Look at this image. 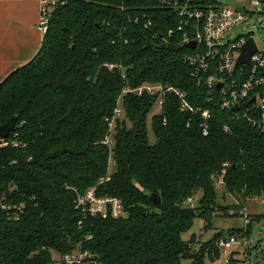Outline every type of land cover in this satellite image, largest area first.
Returning a JSON list of instances; mask_svg holds the SVG:
<instances>
[{
	"label": "trees",
	"instance_id": "1",
	"mask_svg": "<svg viewBox=\"0 0 264 264\" xmlns=\"http://www.w3.org/2000/svg\"><path fill=\"white\" fill-rule=\"evenodd\" d=\"M64 1L38 53L0 82V124L17 117L0 138V193L11 206L0 211V264H47L75 248L90 254L83 264L218 259V238H248L260 216L214 231L198 248L182 234L196 216L216 230L213 217L242 216L246 199L264 198V134L208 101L190 77L170 0ZM154 83L182 91L199 110L182 109L172 90L155 113L156 94L125 93L111 147L102 144L122 88ZM92 187L118 198L125 216L82 215L75 193Z\"/></svg>",
	"mask_w": 264,
	"mask_h": 264
},
{
	"label": "built area",
	"instance_id": "2",
	"mask_svg": "<svg viewBox=\"0 0 264 264\" xmlns=\"http://www.w3.org/2000/svg\"><path fill=\"white\" fill-rule=\"evenodd\" d=\"M64 0H40V12L37 29L42 37L47 32L51 17L56 9L64 4ZM174 8L179 18L178 30L182 32L181 42H195L194 47L184 45V52L178 57L186 63L190 77L196 85L207 91L206 99L216 102L223 110L232 111L237 119H244L248 124L264 134V49H260L255 34L264 32V0H248L246 5L233 7L217 3V0H170L167 2ZM251 22V23H250ZM252 25L254 30L229 39V35L239 25ZM252 38L256 50L247 63H236L241 48L247 39ZM177 57V58H178ZM113 69V64H105ZM122 68V67H121ZM124 77V75H122ZM220 83V86L217 85ZM174 91L180 99L182 109L196 111L185 99V94L175 88L158 83L142 84L135 88L125 85L116 101L111 117H106L107 131L101 143L111 147V136L118 120L123 116L121 98L125 93L141 95H157L156 107H161L166 91ZM252 98L254 100L252 101ZM236 105V109H232ZM202 119L209 117L207 110L201 111ZM203 125V134L207 133ZM4 139V138H2ZM7 142L1 140V145ZM221 181V179H220ZM75 208L84 216L118 219L125 216L121 201L111 195L98 194L94 187L84 191H76ZM192 205V200H188ZM10 205L6 197L0 193V211H8ZM233 211H230L232 214ZM241 215L247 224L249 216L244 208ZM217 247L221 251L222 264L246 258L248 243L246 237L238 234H228L218 238ZM90 254L75 248L61 256H53L47 264H83ZM92 264H99L93 261Z\"/></svg>",
	"mask_w": 264,
	"mask_h": 264
},
{
	"label": "crops",
	"instance_id": "3",
	"mask_svg": "<svg viewBox=\"0 0 264 264\" xmlns=\"http://www.w3.org/2000/svg\"><path fill=\"white\" fill-rule=\"evenodd\" d=\"M39 12L40 0H0V82L38 53L42 42L37 29ZM200 195L199 191L193 198ZM244 211L248 216H264V198L246 199ZM211 221L214 231L246 227L242 216H215ZM222 255L220 251L211 264H222Z\"/></svg>",
	"mask_w": 264,
	"mask_h": 264
},
{
	"label": "rangeland",
	"instance_id": "4",
	"mask_svg": "<svg viewBox=\"0 0 264 264\" xmlns=\"http://www.w3.org/2000/svg\"><path fill=\"white\" fill-rule=\"evenodd\" d=\"M247 2L248 0H217V3L219 4L233 7L246 5ZM250 30H254V26L246 24L239 25L235 27L234 30L231 32V34L229 35V39L233 40L239 35L246 34ZM255 37L260 49H264V32H256ZM156 109L157 107H154V113ZM148 132L150 136V141H154L155 139L153 137L152 130L150 127L148 129ZM196 202L197 198H193V205H195ZM203 225V220L200 217L196 216L193 219L191 227L182 234V238L184 239V241L190 240L194 235L196 239L195 248H198L200 242L210 239L214 234V230H205L203 228ZM224 231H226V229ZM246 241L248 243L246 258H244L242 254H240L239 258H242V260H239L238 262H236V264H264V216L251 222L250 235L248 238H246ZM53 256L56 255L53 254ZM186 263L187 261H182V264ZM204 264H211V261L209 259H205Z\"/></svg>",
	"mask_w": 264,
	"mask_h": 264
},
{
	"label": "water",
	"instance_id": "5",
	"mask_svg": "<svg viewBox=\"0 0 264 264\" xmlns=\"http://www.w3.org/2000/svg\"><path fill=\"white\" fill-rule=\"evenodd\" d=\"M147 44L149 45L150 42H147ZM184 45L188 46V47H194L195 42L190 41L189 43H186ZM159 47L164 48L165 47L164 43H161V45ZM255 50H256V45H255L253 39L252 38L247 39V41L243 44V46L241 48V53H240V56L238 57L236 63H247L249 56L253 52H255ZM219 86H220V83L217 85V87H219ZM253 100H254V98H252V101ZM232 109L233 110L236 109V105ZM16 121H17V117L15 115H13L9 119H7L4 123L0 124V138H6L9 135V133L14 129ZM149 199L154 204V206L156 208L161 207V199L157 193H155V192L150 193Z\"/></svg>",
	"mask_w": 264,
	"mask_h": 264
}]
</instances>
